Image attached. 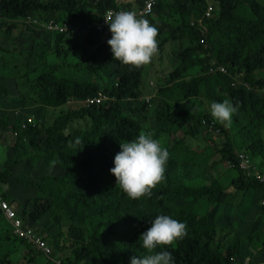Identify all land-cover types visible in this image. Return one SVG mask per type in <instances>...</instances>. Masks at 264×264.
Instances as JSON below:
<instances>
[{
	"label": "trees",
	"instance_id": "1",
	"mask_svg": "<svg viewBox=\"0 0 264 264\" xmlns=\"http://www.w3.org/2000/svg\"><path fill=\"white\" fill-rule=\"evenodd\" d=\"M143 1L133 0L127 10L139 11ZM215 1V11L205 17L202 0H156L152 12L159 15L146 18L157 28V49L175 40L188 42L185 49L177 52L166 82L156 91L161 107L149 129L142 125L148 107L140 92L143 66L121 65L112 59L106 44L109 31L106 36L96 31L83 32L81 45L71 47L83 52L93 49L73 64L91 79L58 76V65L49 63L24 77V85L34 94L37 104L52 109L68 104L71 108L60 110L50 122L36 120L26 123L24 128L20 122L11 127L0 123L14 135L2 162L0 186L12 183L15 168L23 160L28 167L34 166L35 161L51 163L64 174L34 175L31 180L17 177L15 184L24 190H17L18 194L9 191L10 196L4 194V198L1 191L0 200L9 206V198L18 201L19 216L13 211L26 229L37 233L36 223L48 219L64 230L58 233L56 242L60 250L68 248L70 254L59 259V264H128L132 255L144 254L139 234L161 214L185 224V235L164 246L172 253L175 264H237L238 240L225 247L223 239L216 238L213 225H190L189 220L199 215L194 209L197 203L204 204L205 215L214 205L226 204L235 192L259 190L264 201V180L247 175L239 168L238 159L239 153H243L264 160V95L258 93L264 88V0ZM120 5L118 0H0V19L34 17L83 28L98 22L110 9L125 10ZM27 29L35 32L29 25ZM68 33L76 32L43 34L56 36L58 46ZM218 67L225 73L217 71ZM101 69L111 74L108 85L102 82ZM98 95L103 97L99 103L86 102ZM190 99H203L209 104L230 100L236 107L230 125L214 121L208 110H180L181 101ZM71 101L77 105L70 104ZM75 121H84V126L69 127ZM141 131L151 133L169 156L163 180L150 196L137 200L120 191L109 168L119 151V142L130 141ZM197 135L205 143L200 152L186 145L188 138ZM219 145V162L236 173L230 192L214 188L203 179L218 164L213 156ZM100 181L111 193L119 195L114 204L109 202L92 211L97 203L88 198V192L95 191ZM72 184L84 186V190H75ZM29 188L38 194L34 196L27 191ZM186 199L194 205L182 202L175 206L176 201ZM260 210L264 216V204ZM81 211L87 212L82 218ZM0 218L6 222L1 211ZM6 223L8 235L19 245L24 244L32 264L35 257H44L31 242L14 236L9 222ZM256 236L264 257V234ZM241 239L248 245L253 243L249 234ZM46 243L52 251L51 244L47 240ZM45 264L58 263L47 260Z\"/></svg>",
	"mask_w": 264,
	"mask_h": 264
},
{
	"label": "rangeland",
	"instance_id": "2",
	"mask_svg": "<svg viewBox=\"0 0 264 264\" xmlns=\"http://www.w3.org/2000/svg\"><path fill=\"white\" fill-rule=\"evenodd\" d=\"M120 3V7L122 9H128L127 3H133V0H118ZM258 1V0H257ZM159 15V14H158ZM156 11L152 12L149 16L145 17L144 19L152 16H158ZM22 19L15 20L16 25L22 26V31L25 32L24 36H29V34L26 32L27 25L25 22L21 21ZM148 20V19H147ZM25 25V26H23ZM17 27V26H15ZM30 32V31H29ZM31 35L34 34L36 36L34 39L37 41L39 40L42 42L41 44L38 43L39 46H45L46 45V51H48L44 57L36 58L32 64L33 70H39L44 64H57L58 65V71L55 73L58 76L68 78V79H77V80H87L91 79V77L88 74L80 73L77 69L73 67V64L78 62L81 58L82 54H88L93 51V49H88L83 52L82 50H74L71 49L72 45L77 44L81 45L84 39V33H82L80 36L79 32L76 33H68L66 37L62 40L61 43H59L58 46H55V37L52 35H45L42 33H36V30L34 33L30 32ZM32 37V36H31ZM26 46L30 47L29 50L32 52V54L35 56L36 52L34 49V46H30V44H26ZM180 46L175 42H169L166 44L161 50L157 49V52L154 54L152 61L154 60L157 64L158 70L162 73H168L171 70V64H174V58L179 51ZM43 50V49H41ZM163 50V51H162ZM159 52V53H158ZM43 53V52H42ZM67 53V54H65ZM159 56V57H157ZM33 58V57H32ZM162 62V64H161ZM160 63V64H159ZM152 66V64H151ZM30 66H26V70H28ZM103 76V83L105 85H108L110 81L111 74L109 71L105 69H101L99 71ZM32 75V73H30ZM156 77V75H155ZM149 79H153L149 78ZM96 82H101L96 80ZM162 85L163 82L159 81ZM152 83H155L152 81ZM33 97V95H31ZM148 107L146 112L144 113L143 117H146V120L143 122V126L152 127L155 122V113L160 110L161 102L157 100H153V98H148L147 101ZM187 105L183 108V110L195 112L197 110H200V112L207 111L208 105L206 101L203 99H194L189 100L186 102ZM20 104V103H19ZM18 104V105H19ZM70 104L77 105L75 101H71ZM72 105V106H73ZM71 105L65 104L64 107L58 108V109H52L48 107L41 106L36 103V106H32L30 109H20L19 115L16 122L20 125L25 122V119L29 118L30 122L37 121H48L50 122L53 117L58 115L60 110H66ZM74 107V106H73ZM209 112V111H207ZM135 116L137 114H134ZM84 121H75V123H70V126L76 125V128H82L84 126ZM205 129V128H204ZM203 130V128H202ZM204 131V130H203ZM206 132V131H205ZM217 138H220L218 133L215 134ZM262 139H264V130L261 133ZM9 138V137H8ZM7 138V139H8ZM11 140H13L14 135L10 136ZM187 146L193 150L201 151L205 147V143L203 142L202 137L197 135L194 138H188ZM222 147L219 145L217 148V152L214 153L213 161L215 160L218 164L215 166L209 174H206L204 176V182L210 186H214V188H220L223 190H226L227 192L231 191L230 182L233 178L236 177V173L233 168L227 167L226 164L219 162ZM243 154V153H239ZM246 156L247 159L251 162L252 167L254 169L251 171L250 174L254 176H258L261 180H264V160L257 156L252 158L251 155L243 154ZM3 160L5 161L4 153L0 149V165L2 164ZM27 161L23 160L21 161L18 166H16L15 170L16 172L11 177L12 183H7L5 185L0 186V192L2 196L5 194V196H10L9 191H16L18 192L20 190H24L21 188V186L15 184V180L18 178H27L31 180V177L36 175H56V177H61L64 174V171L57 166H53L51 163H40L36 162L34 166L31 164L29 167L27 166ZM3 164L0 166V171H2ZM25 170L26 172H23ZM75 177V176H74ZM73 188L75 190H84V186L72 184ZM97 189L95 191L88 192V198L90 200L95 201L97 204L94 208H92V211H95V209H98L99 207L105 206L106 203H113L118 198V192L111 193L107 188L104 187V183L102 181L98 182V185L96 187ZM25 191L22 192L24 194ZM4 198V196H3ZM11 201L9 202L10 205H12L15 213L17 216H19L20 210L18 207V201L9 198ZM7 200V198L5 199ZM226 204H216L213 207H216V209L212 211V208L207 212V214H203L204 212V204L197 203L196 207L194 209H197L199 212V215H196L194 218L189 220L190 225H213L215 227V234L216 238H222L223 243L225 247H228V245L232 244L235 240H238L239 242V256L236 258L235 263L244 264V260L246 258L247 253L251 252H258V259L259 262H255V264H261L262 258L260 257V249L261 244L259 238H257V234L261 233L264 234V216L262 215V212L260 210L261 206L263 205V193L259 190H249L246 192H235L232 195H230L227 200ZM186 202L188 205L193 206L194 203L189 202V199H186L184 201H176L175 206L178 204ZM114 204V203H113ZM213 213L214 218H209V214ZM87 214L86 211H81L80 217H84ZM42 222L36 223V231L38 234L43 235L44 238L47 240L48 243L51 244L52 247V253L48 257H35L34 264H45L47 260L56 259L57 261L61 259L62 257L68 256L70 254V250L59 249V242H56L58 239V233L64 231L60 230L58 227H56L50 220L42 219ZM7 222V221H6ZM3 219L0 218V261L2 264H6L9 262L10 264H32L30 262V258L32 256H29L27 254V248L23 245H19L18 241L13 240L8 235V226ZM245 234H249L251 237H253V243L247 244L244 243L241 239V237ZM21 244V243H20ZM59 249V250H58ZM59 251V252H58ZM260 254V255H259ZM251 264V262L249 263Z\"/></svg>",
	"mask_w": 264,
	"mask_h": 264
},
{
	"label": "clouds",
	"instance_id": "3",
	"mask_svg": "<svg viewBox=\"0 0 264 264\" xmlns=\"http://www.w3.org/2000/svg\"><path fill=\"white\" fill-rule=\"evenodd\" d=\"M104 19L110 32L106 44L113 60L130 67H140L151 61L157 52L155 25L132 11L109 13ZM208 111L214 121L227 127L236 107L224 99L211 102ZM168 156L167 149L151 133L141 131L134 139L119 142V151L112 158L113 166L109 172L123 194L138 200L150 196L151 190L163 180ZM184 235L182 221L169 215L155 216L139 234L144 254L132 255L128 264H175L172 253L164 246Z\"/></svg>",
	"mask_w": 264,
	"mask_h": 264
},
{
	"label": "crops",
	"instance_id": "4",
	"mask_svg": "<svg viewBox=\"0 0 264 264\" xmlns=\"http://www.w3.org/2000/svg\"><path fill=\"white\" fill-rule=\"evenodd\" d=\"M118 2L120 3V1ZM129 5H131V3H127V7ZM26 32L29 34V36L25 37V32L22 31V26L16 25L13 19H0V123H5L6 125H8V127H11L13 126V124L17 123V120L19 121L17 116L19 115V111L21 110L17 108H22V110H24L27 108L30 109L32 106H36V101H34V94L29 93L27 87H25L24 85V77L26 76V74H34V72L36 71L32 68L34 60H36V58L44 57L48 52L45 50L46 45H38V43L41 44L42 42H40L39 40L36 41L34 39L36 36H34L35 33L33 31H30L34 33L32 35L29 30ZM172 42H175L180 46L179 51L185 49L188 46V42L186 40H175ZM28 43L30 44V46L35 45V56L29 50L30 47L26 46V44ZM27 65L30 66L28 70H26ZM142 66L143 72L140 85L141 100L146 102L148 98H153V100H156V102L157 100L161 102L160 98L156 96V91L166 82V77L170 72L165 74L162 71L161 73L158 70L157 64L154 60H151L148 64ZM152 77L153 79H149ZM152 81H154L155 83H152ZM159 81H162L163 84L157 85L160 84ZM31 95H33V97ZM187 101L189 100H186L179 104L180 110H183V108L181 107L185 108V106L187 105ZM197 112H200V110H197ZM1 124L0 149L3 151L5 157V155H7L8 153L9 147L13 142L10 138L11 132ZM2 164L0 166H2ZM27 191L31 192L34 196L38 194L32 188H29ZM10 192L18 194L15 191L10 190ZM215 209L216 207H212L211 212H213ZM209 218H214L213 213L209 214ZM257 253L258 252L247 253L245 255L246 258L244 260V264H249L250 262L251 264H255V262H259ZM260 257L263 259L261 264H264V257Z\"/></svg>",
	"mask_w": 264,
	"mask_h": 264
},
{
	"label": "built area",
	"instance_id": "5",
	"mask_svg": "<svg viewBox=\"0 0 264 264\" xmlns=\"http://www.w3.org/2000/svg\"><path fill=\"white\" fill-rule=\"evenodd\" d=\"M205 6L204 16L209 17L212 12L215 11L216 1L215 0H202ZM156 4V0H144L142 7L139 11H132L134 12L137 17L143 18L149 16L154 8V5ZM119 11H130V10H119ZM118 12L115 10H108L101 19L97 22H92L90 24H87L86 26L82 27H72L71 25H67L65 23H58L53 20L50 21H40L39 19H36L34 17H26L25 19H22V22H25L26 25L30 26L33 30L39 31L40 33H46V34H55V33H64L66 31L71 32H79V33H89L91 31H96L100 33L101 35L106 36L108 33V27L105 23L104 17H107L109 13ZM25 26V25H23ZM37 32V33H39ZM202 42V41H201ZM217 71L220 73H225V71L218 67L216 68ZM212 71V70H210ZM259 94L264 95V88H261L258 90ZM103 97L98 95L97 98L86 100L87 103H99L100 100H102ZM30 119H25V122L21 124V127L24 128L26 123H30ZM239 159V168L246 172L247 175L254 176L250 174V170L252 171L254 167H252L251 162L249 159L246 158L243 154L238 155ZM257 179L261 180L258 176H254ZM264 204V201H263ZM0 211L6 221L9 222L12 230L13 235L23 239L24 241L31 242L35 247L38 248L42 252V254L46 257L51 255L52 251L49 247V245L46 243V240L41 235L33 232L32 230L26 229L22 222L16 218L15 213L13 211V207L9 206L7 202L0 200ZM55 263H58L56 259H52Z\"/></svg>",
	"mask_w": 264,
	"mask_h": 264
}]
</instances>
